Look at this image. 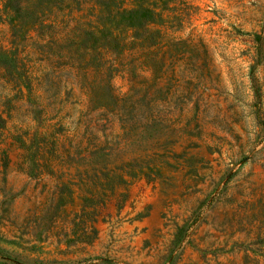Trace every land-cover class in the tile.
I'll use <instances>...</instances> for the list:
<instances>
[{"label":"rangeland","instance_id":"374dc122","mask_svg":"<svg viewBox=\"0 0 264 264\" xmlns=\"http://www.w3.org/2000/svg\"><path fill=\"white\" fill-rule=\"evenodd\" d=\"M151 2V42L95 61L69 56L86 10L19 42L0 21L30 79L0 65V264H264V0ZM99 168L125 183L65 245L79 191L56 217V185Z\"/></svg>","mask_w":264,"mask_h":264},{"label":"trees","instance_id":"16d2710c","mask_svg":"<svg viewBox=\"0 0 264 264\" xmlns=\"http://www.w3.org/2000/svg\"><path fill=\"white\" fill-rule=\"evenodd\" d=\"M86 1L5 0L0 9V21L8 25L12 40L18 38L19 42L30 30L38 32L39 36H44L54 28L56 23L63 22L65 25L62 19H58L59 13L66 11L69 15L73 10L76 12L86 10L85 16L89 18L84 17L79 20L75 29L72 30L73 36L67 38L70 42L69 48H71L69 56L81 60L89 54L92 55L90 60L95 61L102 55V52L121 51L122 40L127 31L131 32L135 40L151 42L147 27L151 23L160 21L157 19L162 17L160 13L154 11V3L151 0H131L130 7H122L118 0H94V4L84 8L82 5L86 4ZM60 17L63 18L64 15ZM49 39V43L54 41V38ZM20 61L15 54H12L7 58H0V65L4 66L10 81L28 87L30 79L27 77L24 64ZM25 149L27 152L30 150V148ZM37 151L35 150L34 154ZM35 166L38 169L40 166L53 174L47 162L42 164L36 162ZM187 167L189 168L190 165ZM138 171L142 172V167H139ZM115 178L103 168H99L93 169L91 173L88 170L78 172L74 182L60 180L61 182L56 185V192L53 193L55 199L50 201L49 207L56 217L60 216V212L64 213V207L70 204L74 195V187H77L79 191V210L74 212L68 220L69 230L63 234L64 240H62L65 245L89 244L95 240L97 234L95 223L99 209L105 205L108 196L114 192L116 184L125 183L123 178H116L118 182H115ZM58 179L61 178L58 177Z\"/></svg>","mask_w":264,"mask_h":264}]
</instances>
